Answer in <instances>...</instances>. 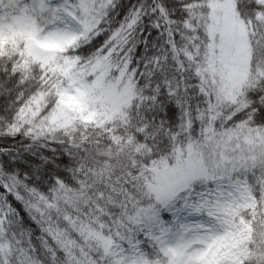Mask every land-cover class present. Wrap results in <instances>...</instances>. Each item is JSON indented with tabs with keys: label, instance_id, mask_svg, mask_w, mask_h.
Returning a JSON list of instances; mask_svg holds the SVG:
<instances>
[{
	"label": "snow or ice",
	"instance_id": "1",
	"mask_svg": "<svg viewBox=\"0 0 264 264\" xmlns=\"http://www.w3.org/2000/svg\"><path fill=\"white\" fill-rule=\"evenodd\" d=\"M0 264H264V0H0Z\"/></svg>",
	"mask_w": 264,
	"mask_h": 264
}]
</instances>
